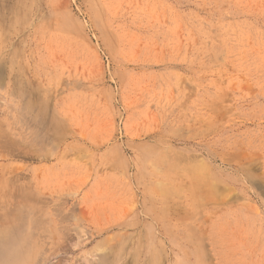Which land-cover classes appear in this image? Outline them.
Returning a JSON list of instances; mask_svg holds the SVG:
<instances>
[{"label": "rangeland", "instance_id": "374dc122", "mask_svg": "<svg viewBox=\"0 0 264 264\" xmlns=\"http://www.w3.org/2000/svg\"><path fill=\"white\" fill-rule=\"evenodd\" d=\"M0 264H264V0H0Z\"/></svg>", "mask_w": 264, "mask_h": 264}, {"label": "bare ground", "instance_id": "6f19581e", "mask_svg": "<svg viewBox=\"0 0 264 264\" xmlns=\"http://www.w3.org/2000/svg\"><path fill=\"white\" fill-rule=\"evenodd\" d=\"M162 173H163V170H162ZM168 182H169V179H168ZM170 182H171V181H170ZM170 182H169V183H170ZM163 184H164V183H163ZM163 184H162V185H163ZM166 185H167V184H166ZM168 185H171V184H168ZM164 186H165V185H164ZM161 187H162V186H161ZM171 188H172V186H171ZM171 188H170V189H171ZM166 189H167V187H166ZM172 189H173V188H172ZM163 190H164V189H163ZM164 193H165V192H164ZM165 194H167V193H165ZM168 195H169V194H168ZM171 195H172V194H171Z\"/></svg>", "mask_w": 264, "mask_h": 264}]
</instances>
